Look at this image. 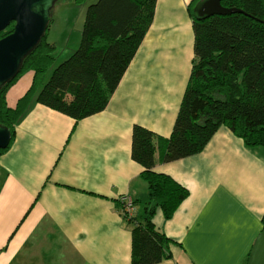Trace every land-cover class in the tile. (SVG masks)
I'll return each mask as SVG.
<instances>
[{"label": "crops", "instance_id": "obj_1", "mask_svg": "<svg viewBox=\"0 0 264 264\" xmlns=\"http://www.w3.org/2000/svg\"><path fill=\"white\" fill-rule=\"evenodd\" d=\"M192 0H157L154 21L107 108L78 122L34 103L0 157V264H133V237L116 202H143L133 127L169 137L194 58ZM9 91V90H8ZM189 190L158 264H245L263 229L264 147L221 127L199 154L157 162Z\"/></svg>", "mask_w": 264, "mask_h": 264}, {"label": "trees", "instance_id": "obj_2", "mask_svg": "<svg viewBox=\"0 0 264 264\" xmlns=\"http://www.w3.org/2000/svg\"><path fill=\"white\" fill-rule=\"evenodd\" d=\"M198 1L188 6L194 58L171 135L164 137L138 124L133 127L132 158L144 168L141 178L148 185V197L134 200L132 212L121 199L116 202L132 231L133 264H158L171 255L173 240L157 230L153 217L160 209L165 219H171L189 196L173 177L155 171L157 162L199 154L223 126L247 147H264V0H222L224 7L243 12L205 17L194 13ZM156 7L157 0L90 3L77 48L52 72L57 52L47 30L18 74L0 89V125L11 131L0 157L11 148L17 125L34 103L76 122L105 110L154 21ZM14 26L12 22L0 32V38ZM26 70L32 73L31 83L10 106L8 88ZM262 222L264 228V216Z\"/></svg>", "mask_w": 264, "mask_h": 264}, {"label": "water", "instance_id": "obj_3", "mask_svg": "<svg viewBox=\"0 0 264 264\" xmlns=\"http://www.w3.org/2000/svg\"><path fill=\"white\" fill-rule=\"evenodd\" d=\"M58 0H0V32L12 22L14 30L0 38V89L19 72L25 58L37 47L52 19ZM222 0H199L194 13L198 17L243 12L227 8ZM11 131L0 125V149L8 147ZM247 264H264V228L256 237Z\"/></svg>", "mask_w": 264, "mask_h": 264}, {"label": "rangeland", "instance_id": "obj_4", "mask_svg": "<svg viewBox=\"0 0 264 264\" xmlns=\"http://www.w3.org/2000/svg\"><path fill=\"white\" fill-rule=\"evenodd\" d=\"M94 1L96 0H86L76 4V0H58L55 3L51 14L52 19L49 22L50 25L48 24L49 27L47 26L46 29V31L48 30L47 39L56 45L57 52V58L50 72L77 48L82 36L87 6ZM31 79L32 73L26 70L19 79L17 78L11 83L7 92L10 106H14L17 100L25 93L31 83Z\"/></svg>", "mask_w": 264, "mask_h": 264}, {"label": "built area", "instance_id": "obj_5", "mask_svg": "<svg viewBox=\"0 0 264 264\" xmlns=\"http://www.w3.org/2000/svg\"><path fill=\"white\" fill-rule=\"evenodd\" d=\"M123 202L126 203L127 206V211L132 212L133 211V206H132V199L128 198V197H121L120 198Z\"/></svg>", "mask_w": 264, "mask_h": 264}]
</instances>
